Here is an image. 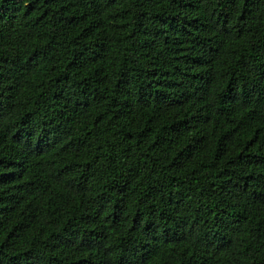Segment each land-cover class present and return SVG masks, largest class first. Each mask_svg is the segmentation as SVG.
Instances as JSON below:
<instances>
[{"label": "trees", "instance_id": "16d2710c", "mask_svg": "<svg viewBox=\"0 0 264 264\" xmlns=\"http://www.w3.org/2000/svg\"><path fill=\"white\" fill-rule=\"evenodd\" d=\"M0 264H264V0H0Z\"/></svg>", "mask_w": 264, "mask_h": 264}]
</instances>
